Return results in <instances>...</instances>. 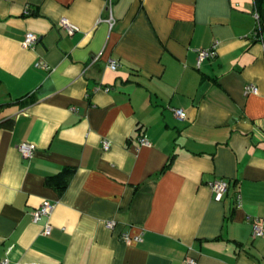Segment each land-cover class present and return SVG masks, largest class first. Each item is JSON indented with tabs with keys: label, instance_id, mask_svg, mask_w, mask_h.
Wrapping results in <instances>:
<instances>
[{
	"label": "crops",
	"instance_id": "crops-1",
	"mask_svg": "<svg viewBox=\"0 0 264 264\" xmlns=\"http://www.w3.org/2000/svg\"><path fill=\"white\" fill-rule=\"evenodd\" d=\"M256 11L255 0H0V261L11 248L10 264H264L248 220L264 219ZM65 167L60 192L47 178ZM217 177L230 182L221 201ZM46 200L50 235L32 217Z\"/></svg>",
	"mask_w": 264,
	"mask_h": 264
},
{
	"label": "built area",
	"instance_id": "built-area-1",
	"mask_svg": "<svg viewBox=\"0 0 264 264\" xmlns=\"http://www.w3.org/2000/svg\"><path fill=\"white\" fill-rule=\"evenodd\" d=\"M106 2H107V8L109 10H111L114 0H106ZM255 16H256L257 25H256V29L253 32V36L258 37L260 35V31H261L260 14L258 11L255 12ZM59 25H60V27L64 28L66 31H68L70 34H73L79 30V27L76 24H74L67 17H62L60 19ZM37 42H38V36L35 33L30 32V31L26 33L24 40H23V44L25 47H34ZM218 44H219V40H216L214 42V44L212 45V47L198 49V58H197L198 66H200L201 63L205 59L215 57ZM36 65L38 67L45 68V69L50 68L49 65H47V63H45L43 61L37 62ZM119 66H120L119 61L115 60V59H111L108 63V67L114 71L118 70ZM98 88L99 87H97L96 89H98ZM105 89L109 90L110 88L106 87ZM246 92L256 93V92H258V87L254 84H248L246 86ZM174 112H175V115L177 118H179V119H185L186 118V114L182 108H174ZM140 142L143 145H149L150 144L149 140L145 136H142L140 138ZM110 145H111V142L109 140H104V142H103L104 149H108L110 147ZM18 149H19L23 158L30 159L34 156V154L36 152V145L33 143H30V142H23V143L18 145ZM208 185L210 186V188L212 189V191L214 193V198L218 201H221V200H223V198L225 197V195L227 194V192L229 190L230 182L226 178L217 177V178L209 181ZM241 201H242L241 195L238 193L237 194V205L238 206L241 205ZM55 206H56V202L46 200L40 205L39 208H37L33 211V214H32L33 221L38 222L41 219H46V221L44 223V230H43V233L45 235H50L52 233L53 227H52V224L50 223V216H51ZM248 220L250 221V223L252 225L253 237H264V219H262L259 216L249 215ZM107 225H108V227L112 228L115 225V222L109 221ZM124 238L127 242H131L134 239H136L137 241L142 240L141 236L131 237V235H129V234H125ZM10 251H11V248L8 249L7 257L2 259L0 261V264H10V260L8 258V254L10 253ZM184 263L185 264H197V261L193 257H187L185 259Z\"/></svg>",
	"mask_w": 264,
	"mask_h": 264
},
{
	"label": "trees",
	"instance_id": "trees-1",
	"mask_svg": "<svg viewBox=\"0 0 264 264\" xmlns=\"http://www.w3.org/2000/svg\"><path fill=\"white\" fill-rule=\"evenodd\" d=\"M255 4H256V10L260 14V23L262 25L263 15H264V0H255ZM73 172H74V168L65 167L60 171V173L53 176H49L47 178V183L49 185L54 186L56 189L62 192L67 187Z\"/></svg>",
	"mask_w": 264,
	"mask_h": 264
}]
</instances>
